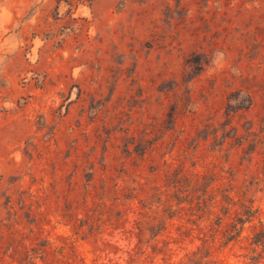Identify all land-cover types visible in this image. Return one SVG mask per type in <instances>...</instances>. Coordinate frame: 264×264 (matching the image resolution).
Here are the masks:
<instances>
[{"label":"rangeland","instance_id":"374dc122","mask_svg":"<svg viewBox=\"0 0 264 264\" xmlns=\"http://www.w3.org/2000/svg\"><path fill=\"white\" fill-rule=\"evenodd\" d=\"M0 264H264V0H0Z\"/></svg>","mask_w":264,"mask_h":264},{"label":"trees","instance_id":"16d2710c","mask_svg":"<svg viewBox=\"0 0 264 264\" xmlns=\"http://www.w3.org/2000/svg\"><path fill=\"white\" fill-rule=\"evenodd\" d=\"M253 102L252 96L248 95L247 99L244 100L242 107H249ZM173 117V114L171 115Z\"/></svg>","mask_w":264,"mask_h":264}]
</instances>
